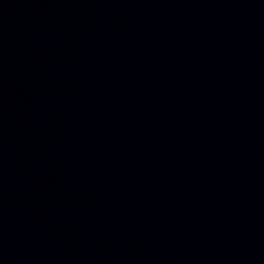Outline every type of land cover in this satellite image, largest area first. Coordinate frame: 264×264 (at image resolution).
<instances>
[{
  "label": "water",
  "instance_id": "obj_1",
  "mask_svg": "<svg viewBox=\"0 0 264 264\" xmlns=\"http://www.w3.org/2000/svg\"><path fill=\"white\" fill-rule=\"evenodd\" d=\"M0 264H264V0H0Z\"/></svg>",
  "mask_w": 264,
  "mask_h": 264
}]
</instances>
